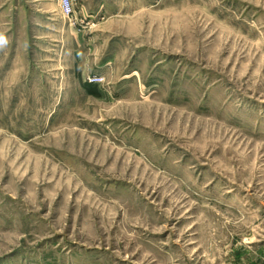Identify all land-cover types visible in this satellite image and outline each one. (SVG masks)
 Wrapping results in <instances>:
<instances>
[{"label": "rangeland", "instance_id": "374dc122", "mask_svg": "<svg viewBox=\"0 0 264 264\" xmlns=\"http://www.w3.org/2000/svg\"><path fill=\"white\" fill-rule=\"evenodd\" d=\"M71 1L0 0V264H264V0Z\"/></svg>", "mask_w": 264, "mask_h": 264}, {"label": "built area", "instance_id": "2783aa9c", "mask_svg": "<svg viewBox=\"0 0 264 264\" xmlns=\"http://www.w3.org/2000/svg\"><path fill=\"white\" fill-rule=\"evenodd\" d=\"M62 1V11L65 15L69 16L72 14V1L71 0H61ZM103 77L99 75L89 76V81L95 84H101L103 81Z\"/></svg>", "mask_w": 264, "mask_h": 264}]
</instances>
